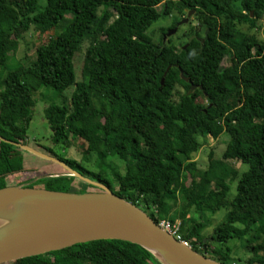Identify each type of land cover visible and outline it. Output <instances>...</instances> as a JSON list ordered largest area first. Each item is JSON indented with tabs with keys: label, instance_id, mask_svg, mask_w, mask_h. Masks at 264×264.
<instances>
[{
	"label": "trees",
	"instance_id": "obj_1",
	"mask_svg": "<svg viewBox=\"0 0 264 264\" xmlns=\"http://www.w3.org/2000/svg\"><path fill=\"white\" fill-rule=\"evenodd\" d=\"M39 1L0 0V137L26 145L32 93L51 88L60 98L44 110L51 143L82 140L84 156L96 158L98 171L50 148L44 154L106 186L156 224L178 220L177 235L195 252L231 264L227 243L239 241L249 257L238 264H264V0H45L42 8ZM190 12L198 27L182 35L179 47L171 38L164 42L167 29L159 44L146 35L161 17H175L172 31ZM62 23V32L36 49L35 61L7 70L26 34L55 32ZM86 41L75 83L73 58ZM72 86L67 99L63 94ZM223 135L222 160L247 170L212 160L207 170L197 169L193 156L209 138ZM23 153L0 140V189L70 192L77 179L66 171L25 181ZM220 210L227 212L224 220L204 236V214ZM5 264L161 262L130 242L98 240Z\"/></svg>",
	"mask_w": 264,
	"mask_h": 264
},
{
	"label": "water",
	"instance_id": "obj_2",
	"mask_svg": "<svg viewBox=\"0 0 264 264\" xmlns=\"http://www.w3.org/2000/svg\"><path fill=\"white\" fill-rule=\"evenodd\" d=\"M175 31L167 32L166 37ZM191 40L192 37L188 41ZM194 89L195 86H191L189 92ZM0 140L57 164L69 176L98 189L97 192L74 193L22 186L1 188L0 264L98 240L138 245L161 264H222L195 252L163 230L141 208L115 195L106 186L83 177L59 159L26 145L1 137ZM8 205L12 209H5Z\"/></svg>",
	"mask_w": 264,
	"mask_h": 264
},
{
	"label": "rangeland",
	"instance_id": "obj_3",
	"mask_svg": "<svg viewBox=\"0 0 264 264\" xmlns=\"http://www.w3.org/2000/svg\"><path fill=\"white\" fill-rule=\"evenodd\" d=\"M45 0L39 1V7H44ZM160 5L158 7V10H161ZM68 18V17H66ZM175 17H161L157 22H155L147 31L146 35L151 38L152 42L155 44H159L160 41H163V36H161V30L167 29L166 33L170 30H168V27L172 24ZM186 19V18H185ZM183 22V21H181ZM261 25L264 24V17L261 18L259 21ZM63 24H60L58 28H56L55 32L47 33L44 35L39 36L38 32L35 30H31L28 34L25 35L24 39L20 41L18 49L16 54L10 55L8 57L7 61V67L8 71H12L18 66L22 65H29L33 61L36 60V49L45 44L48 37H53L55 34H59L62 32ZM179 24V23H177ZM197 21L192 18H188L187 21H185L183 24H181L177 30L170 34L169 37H166L164 42L166 43L168 39H172V42L176 45V47H179L181 42L184 41L182 38V35L184 33L189 32V28L192 27L194 30L198 27ZM176 29V28H175ZM174 29V30H175ZM165 33V35H166ZM262 30H260V38H263V35L261 34ZM89 45V42L86 41L82 44L81 49L77 54H75L73 58V68H74V74H75V83H78L81 81V69L84 61V56L86 49ZM228 65L227 59L223 60L221 66L225 67ZM74 91V86L66 90L63 94V96L67 99L70 98L72 92ZM32 98L35 102L34 107L31 110L32 119L29 125V128L27 130L26 134V146H29L30 148H37L39 152L43 153V148H50L54 153L57 155H65L66 158H70L75 160L76 162L83 163V165L89 169L90 171L97 172L98 171V164L96 161V158L92 155H86L84 156V150L86 148L85 142H83L80 139H68V145H58L54 146L51 141V131L50 128L44 118V110L46 107L52 105V104H60V98L57 96V93L48 87H41L38 90L34 91L32 93ZM227 140V136L223 135L222 138L220 137L218 140H212L209 138L208 144L203 147L198 153H196L193 156V161L195 162V167L199 170H207L210 164V161L212 160L213 164L223 162L228 167L235 168L239 172L246 171V166H241L238 162L235 161H223L222 160V152L225 148V144L222 140ZM36 150V149H35ZM211 154V157H210ZM25 157L26 165V174L23 179L25 181L30 180L32 178L38 179L42 176H46L48 174H61L64 169H62L59 165L54 164L53 162L49 161H40L38 158H35L34 155H30L28 153H23ZM85 158L89 159V162L85 161ZM115 166L119 168V171L122 173L124 172V166L123 164L117 162L116 160H113L112 162ZM31 167H34V169H30ZM32 179V180H34ZM41 187V186H39ZM231 192L229 194V198H232L235 194L234 185L231 184ZM78 191V190H85L89 192H97L98 189L93 188L92 186H89L87 184H84L82 182H79L78 180H74L71 184L70 192L72 191ZM177 208L181 206L182 200L178 198L177 200ZM225 210H220L214 215L211 214H204V217L208 221V226L203 230L202 234L204 236H208L212 233L214 227H216L218 224H220L226 215ZM192 218H195V220L201 221V218H198V214L196 212H191L190 216ZM203 217V219H204ZM180 222L176 221V226H179ZM217 245V244H215ZM214 245V246H215ZM227 246L231 248L232 254H231V264H238L237 259H243L249 257V253L243 248V245L239 241H229L227 243ZM246 246V244H245ZM208 256V255H207Z\"/></svg>",
	"mask_w": 264,
	"mask_h": 264
},
{
	"label": "built area",
	"instance_id": "obj_4",
	"mask_svg": "<svg viewBox=\"0 0 264 264\" xmlns=\"http://www.w3.org/2000/svg\"><path fill=\"white\" fill-rule=\"evenodd\" d=\"M158 225L163 230H165L167 233H169L170 235H172L173 237H175L178 241H180L182 243H185V244H188L187 242L182 241L181 238H180V236L177 235V233H178V226H176V225H170L166 221H161Z\"/></svg>",
	"mask_w": 264,
	"mask_h": 264
},
{
	"label": "flooded vegetation",
	"instance_id": "obj_5",
	"mask_svg": "<svg viewBox=\"0 0 264 264\" xmlns=\"http://www.w3.org/2000/svg\"><path fill=\"white\" fill-rule=\"evenodd\" d=\"M193 14H194V13L188 14V15L186 16V19L181 20V21H183V22L180 21L179 24H177V26L175 27L176 30H177V28H178L181 24H183L185 21H187L188 18H190L191 16H192V18H193ZM193 19H194V18H193Z\"/></svg>",
	"mask_w": 264,
	"mask_h": 264
},
{
	"label": "bare ground",
	"instance_id": "obj_6",
	"mask_svg": "<svg viewBox=\"0 0 264 264\" xmlns=\"http://www.w3.org/2000/svg\"><path fill=\"white\" fill-rule=\"evenodd\" d=\"M5 209H12V206H5Z\"/></svg>",
	"mask_w": 264,
	"mask_h": 264
}]
</instances>
